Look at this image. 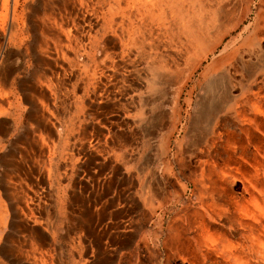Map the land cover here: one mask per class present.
I'll list each match as a JSON object with an SVG mask.
<instances>
[{"label": "bare ground", "instance_id": "bare-ground-1", "mask_svg": "<svg viewBox=\"0 0 264 264\" xmlns=\"http://www.w3.org/2000/svg\"><path fill=\"white\" fill-rule=\"evenodd\" d=\"M99 1L110 7L109 13L98 12ZM248 1L253 0H115L113 5L112 0H0V167L9 169L4 177L15 202L10 212L19 222L18 229L28 236L25 257L19 247L12 246L5 252L0 243V264H4L3 256L11 258L13 264H40L35 246L47 241L49 234L47 229L39 234L35 226L37 189L40 184H50L54 143L60 145L63 136L68 137L64 127L61 132L58 123L46 118L45 110L35 100L39 95L50 102L52 86L30 79L19 81L17 76L23 67L20 61L27 64L31 57L42 65L44 70L40 72L43 77H53V88L67 85L75 76L78 81L74 89H80V58L87 55L79 54L78 45L84 28L88 27L89 34L94 25L99 30L91 39L104 56L120 49L117 66L124 65L127 75L123 82L128 86L113 92L101 84L103 91L98 95L93 91L90 104L117 107L115 118L124 130L134 128L139 132L145 122L153 121L160 127L171 116L176 118L161 146L160 169L147 173L153 164L148 158L130 177L132 185L140 184V207L147 211V206L163 194L165 214L173 203L169 189L176 175L174 165L183 168L181 173L184 168L187 171L182 191L190 195L178 201L179 209L168 224L172 237H163L159 218L157 238L163 237L165 261L177 256L185 264H264V5L257 8L252 23L224 43L252 15L239 13ZM188 51L196 57L181 69ZM90 53L88 56L94 59ZM145 63L144 70H136ZM35 74L34 70L31 76ZM106 78L103 74L101 81ZM159 109L162 112L152 118ZM30 121L38 122L36 130L29 128ZM177 125H181L188 141H173L175 150L170 155L169 141ZM101 128L107 134L114 133L111 127ZM143 136H149L147 131ZM24 144L31 151L21 159L20 155L28 151L22 149ZM106 166L118 174L115 160H109ZM118 186L115 177L100 184L99 193L107 198V205L100 208L102 214L92 208V199L86 200V209L93 220L92 232H113L117 240L129 241L137 225L121 224L113 230L104 223L105 215L115 213L106 207L115 208L116 198H108V194L115 193ZM134 207L139 210L137 203ZM46 209L48 205L43 211L44 222L49 224ZM7 213L0 198V234ZM150 216L145 213L144 220ZM42 264H46L44 259Z\"/></svg>", "mask_w": 264, "mask_h": 264}, {"label": "rangeland", "instance_id": "rangeland-1", "mask_svg": "<svg viewBox=\"0 0 264 264\" xmlns=\"http://www.w3.org/2000/svg\"><path fill=\"white\" fill-rule=\"evenodd\" d=\"M114 2L115 0H112L111 4L113 5ZM251 2L244 3L239 13H252V15L231 36L227 37L224 43H227L232 37H237L247 25L252 23L257 8L261 4L264 5V0H253ZM87 4L89 5V2ZM96 9L101 13H109L110 7L99 1ZM132 13L135 12L132 11ZM159 22H161V19ZM161 27L158 26L159 29ZM84 29L85 33L83 34L82 43L78 45L80 46L79 54L87 55L80 58V68L82 70L79 82V86L81 84L80 89H74V85L78 81L75 76L71 80L69 78V81L66 82L67 85L53 88L55 85L53 77L50 74L43 77L41 74L44 70L42 65H39L38 62H33L31 57V62H29L30 59H25L30 64L20 61L23 67L20 68L17 76L19 81L30 79L36 84H43L42 86H52V89H49L52 95L50 102L44 101L39 95H35V100L45 110L46 118L58 123L60 125L58 127L59 131L63 132L62 127H64L68 133V137L63 136L64 140H62L60 145L59 143H54V171L50 175L49 186L40 184L37 189L39 202L38 208L34 213L35 226L39 230V234H42L47 229L48 233L46 235L49 234V238L47 241H41L36 244L34 251L36 259L40 261V264H42V259L45 260L46 264H185L177 256L172 257L169 261H165V253L167 251L163 249L161 241L163 237H166V234L172 237L173 233L167 230L168 224L174 218L176 210L179 209L178 204L181 202L178 203V201H183L184 198L190 195V192L187 191L186 196L182 191L187 171L184 168L183 173H181L183 168L180 169L179 165H174L176 175L171 179L172 183L169 189L173 194V207L171 206L165 214H163V194L161 195L162 198L157 197L155 201L149 204L146 211L144 207H140L142 205L138 194L140 184L134 186L130 181L131 175L139 172L148 158L152 159L151 162L153 164L147 173L154 174V172L160 169L161 146L170 134L176 118L171 116L170 120H166V125L162 123L160 127L159 123L155 125V123H151L153 121L150 123L145 122L144 128L140 127L141 130L139 129V132L135 131L134 128L124 130L120 126V120L115 118L117 107H113L112 104L106 106L97 104V107L96 104H90L89 101L94 96L92 92L95 91L96 95H98L99 93L101 94L99 90L103 91L104 88L101 84L107 86L109 90L117 92L126 88L128 83L123 82L125 80L124 75H127L123 67L124 65L117 66L121 58L120 49L110 50L104 56L99 45L91 39L95 37V32L99 30V26H92V31L89 34H87L88 27L86 26ZM89 35L91 36L89 37ZM90 52L94 55V59L88 56ZM186 54L188 55H185L186 57L181 61V69L186 68L187 61L192 60L191 57L193 59L196 57L192 51H188ZM161 58L163 59V57ZM131 59L134 60L133 57ZM110 61H115V63L110 64ZM210 61L211 58L208 62L203 63L196 74L197 78L201 77L204 68ZM147 63L136 70H144ZM107 66L110 68L104 69ZM34 70L36 74L35 76H31ZM103 74L108 76V78L101 81ZM188 90L183 92V97L181 96L182 102ZM161 112L160 109L154 111L152 118H155L154 115L158 117ZM148 120L147 118L146 121ZM38 125V122L30 121L28 126L36 130ZM104 125L113 128L114 133L107 134L103 132L101 127ZM154 126L157 128L155 129ZM93 127H95L94 130L92 129ZM177 127L175 128L176 132H174V135L170 137V155L175 150L173 145L176 140H183L184 143L188 141L184 137L181 125H177ZM144 131H147L149 135L145 138L146 140L143 139ZM24 145L21 146L22 149L28 151L20 155L21 159H24L25 155L31 151L26 144ZM6 146L10 147L9 142H7ZM91 157L95 158L94 161H92ZM168 159L172 161L170 156ZM109 160L116 161L118 174H113L114 170L106 166ZM125 160L128 161L127 164H124L123 161ZM8 170V168L0 167V198L8 210L7 216L3 219V230L0 234L1 249L7 252V249L17 246L20 251L23 252L24 250L25 257L28 248L24 249V245L28 240V236L27 232L20 228L18 229L19 222L14 218L13 212H10L15 202L10 195V184L6 182L7 179L4 177ZM113 177H115L119 185L115 197L120 195L119 198L116 197L115 199V214L106 216L104 223L109 224V227L113 230L119 228L121 224H125L126 226L133 225L134 228L137 225L132 234L133 237L129 241H126V238L119 241L114 234L105 235L104 233L96 234V232H92L90 228V215L88 216V213L84 212L86 200L92 199L90 203L92 208L96 210L98 215L101 214L100 208L104 203L107 205V198L105 196L102 197L99 193L101 190L100 184L102 182H109V179ZM176 195H180L181 198H175ZM135 202L139 205V210L135 209ZM45 205L49 206V210L46 209L49 212V224H46L47 221L44 222L45 216L43 211ZM147 212L151 216L144 220L145 213L147 214ZM160 217L164 226V236L158 239L157 228ZM100 241L101 244L99 243ZM47 243H49V246ZM1 260L4 264H13L11 258L3 256Z\"/></svg>", "mask_w": 264, "mask_h": 264}, {"label": "crops", "instance_id": "crops-1", "mask_svg": "<svg viewBox=\"0 0 264 264\" xmlns=\"http://www.w3.org/2000/svg\"><path fill=\"white\" fill-rule=\"evenodd\" d=\"M135 185H136V184H135ZM118 188H119V187H117V189H118ZM117 189H116V191H117ZM115 193H116V192H115ZM115 193H114V192H113V193H112V192L109 193V194H108V195H109L108 198H111V197L116 198L117 196L115 197ZM108 208H109V210H110L111 212L115 211V209H116V207L114 208V206H108V207H106V210H107L108 212H109ZM84 212H85V213H88L86 208L84 209ZM113 213H114V212H113ZM101 214H102V213H101ZM114 214H115V213H114ZM88 216H89V214H88ZM105 217H106V215H105ZM92 221H93V220H91V218H90V227H92ZM111 235H113V232L111 233Z\"/></svg>", "mask_w": 264, "mask_h": 264}]
</instances>
